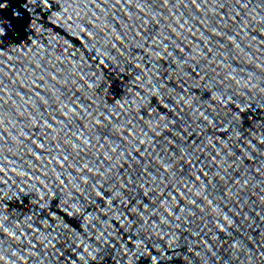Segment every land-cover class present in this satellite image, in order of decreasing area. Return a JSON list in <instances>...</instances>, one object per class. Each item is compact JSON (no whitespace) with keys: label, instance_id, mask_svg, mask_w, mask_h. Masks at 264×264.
Returning <instances> with one entry per match:
<instances>
[{"label":"water","instance_id":"water-1","mask_svg":"<svg viewBox=\"0 0 264 264\" xmlns=\"http://www.w3.org/2000/svg\"><path fill=\"white\" fill-rule=\"evenodd\" d=\"M0 264H264V0H0Z\"/></svg>","mask_w":264,"mask_h":264}]
</instances>
